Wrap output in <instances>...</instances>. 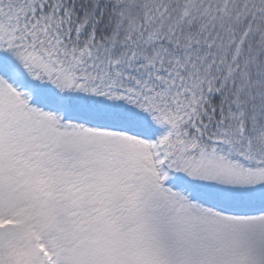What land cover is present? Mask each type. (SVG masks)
I'll return each mask as SVG.
<instances>
[{
    "label": "snow or ice",
    "instance_id": "6c2138e0",
    "mask_svg": "<svg viewBox=\"0 0 264 264\" xmlns=\"http://www.w3.org/2000/svg\"><path fill=\"white\" fill-rule=\"evenodd\" d=\"M0 264H264V0H0Z\"/></svg>",
    "mask_w": 264,
    "mask_h": 264
}]
</instances>
